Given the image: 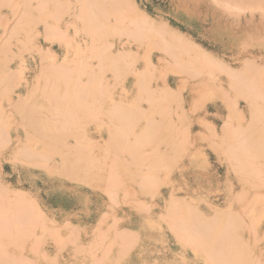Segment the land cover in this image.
<instances>
[{
	"label": "rangeland",
	"instance_id": "obj_1",
	"mask_svg": "<svg viewBox=\"0 0 264 264\" xmlns=\"http://www.w3.org/2000/svg\"><path fill=\"white\" fill-rule=\"evenodd\" d=\"M62 1L65 10L50 20L68 40L34 37L44 28V21L36 20L41 0H31L30 8L21 12L26 23L16 34L13 63L20 76L14 83L17 100H24L7 127L12 140L0 148V179L7 186L5 194L25 191L44 215L17 236H4L19 238L7 240V254L25 253L29 264H220L209 257L208 246L176 235L172 228L176 215L168 210L174 195L205 216L219 211L222 222L230 211L239 212L249 225L238 229L249 244L246 260L264 264V197L260 202L254 199L255 194H264V155H257L264 152V128H247L249 142L259 143L246 155L250 173H239L237 160L221 147L234 138L228 130L247 127L251 119L250 98L233 87L224 65L242 69L246 59L255 60L252 70L264 83V27L253 28L244 13L235 6L223 10L219 0H105L116 1L119 7L135 3L156 30L141 42L114 30L100 38L96 43L129 36L137 47V53L118 62V67L101 71L97 55L88 48L92 38L78 18L84 1ZM111 19L115 21L114 16ZM78 41L85 51L78 50ZM165 42L177 59L163 50L160 43ZM49 48L53 56L47 55ZM57 63L73 69L75 78L91 81L87 100L77 103L79 113L71 124L63 122L67 115L56 112L45 88L47 78L52 79L50 85H58L54 75H43ZM94 71L109 87L91 77ZM139 73L154 88L151 95L143 91ZM61 79V90L76 89ZM166 82L170 90L160 88ZM29 101L43 112L39 123L28 121ZM69 101L75 104L73 98ZM115 102L142 109L125 140L118 137L123 121L114 112ZM149 122L154 124L148 141L133 147L136 133ZM37 127L45 133L38 134ZM18 136L20 145L15 147ZM25 144L45 155L26 158L21 152ZM122 144L126 151H120ZM148 174L156 178V192L144 181ZM177 215L184 217L183 212Z\"/></svg>",
	"mask_w": 264,
	"mask_h": 264
},
{
	"label": "bare ground",
	"instance_id": "obj_2",
	"mask_svg": "<svg viewBox=\"0 0 264 264\" xmlns=\"http://www.w3.org/2000/svg\"><path fill=\"white\" fill-rule=\"evenodd\" d=\"M72 1V0H68ZM84 4L78 13V18L83 22V30L87 32L92 38V44L88 46L91 53L97 55L101 65V71L106 69L108 66L118 67L119 63L124 60H128L130 55L137 53L134 43L129 39L122 38L118 40L104 41L101 40L96 43L100 38L112 32L115 33L124 32L131 34L135 40H147L151 38L150 32L156 30L154 21L149 17L148 14L143 11L136 10L137 6L135 3L129 7H119V3L116 1L105 2V0H82ZM124 1V0H123ZM54 5L49 8L48 3ZM223 10H229L230 6H235L240 12L245 14V18L248 22L253 23V28H259L260 25L264 27V0H219ZM31 0H0V148L5 143H9L12 139L9 135L7 127L13 122L15 117L16 109L19 102L24 99L17 100L15 83L14 80L17 76H20V70L14 68V45L16 34L19 32L18 26L26 23L21 15V12L26 8H30ZM64 1L62 0H41V3L37 8L41 11V16L36 18L37 21H44V28L42 32L34 33V37L37 35H44L48 40L60 41L61 39L68 40L66 32L59 27V25L51 22L50 18H57V15L65 10ZM26 7V8H25ZM28 10V9H26ZM63 10V11H62ZM248 12V13H247ZM256 12L262 17H258ZM114 16L115 21L111 19ZM259 19V21L257 20ZM240 24L241 20H237ZM148 29V35L146 30ZM27 38H31V34H26ZM19 40H21L19 38ZM161 41V40H159ZM78 41V50L80 52L85 51V48L80 46ZM164 51L168 52L171 57L177 59L173 51V47L165 42L160 43ZM48 56H53L52 48L45 49ZM206 55V54H205ZM88 56V55H87ZM207 57V55L205 56ZM165 59L161 56V60ZM258 62L255 60L246 59L245 65L242 69H232L224 65V69L227 71L229 79L233 82V87L242 92L246 93L249 99V111L251 119L248 120V126H238L232 130H228L234 134V138L225 142V146L221 145L222 149L230 153L238 162L236 166L237 171L243 175L250 173L253 169L250 168V160L246 158L250 149L257 147L258 142H249L246 133L247 128L253 127L254 129L264 128V83L260 84L259 79L256 76V72L252 70L254 65ZM246 65H249L247 71H244ZM49 67V66H48ZM44 72V76L48 73L54 75V80L57 81L58 85H50V78L46 79L47 88L50 96L54 99L52 104H56L55 109L62 112L64 115L63 122L71 124L75 121L79 110L76 109L78 102H83L85 95L89 92L88 86L91 81H83L75 78L73 75V69L63 68L61 64H54L48 70ZM254 69V68H253ZM72 71V72H70ZM93 71V70H92ZM100 74V72H98ZM140 74L139 81L142 83L143 91L148 92L151 95V89L148 84V79L143 73ZM91 77L97 82L100 81V85L109 87V84H103V76L97 75L94 71L90 73ZM67 86H76V89H63L61 85L63 83L62 78ZM75 83H73V81ZM96 84V82H93ZM44 88V89H45ZM161 89L170 90L171 85L166 82ZM70 91H72L70 93ZM45 95V92H44ZM69 98H73L75 104H70ZM28 107L25 109V114L29 115L28 121L31 119L34 123H39V119H43V112L39 111L38 103L29 101ZM63 106V107H62ZM141 108L129 109L120 102H115L114 112L121 119L118 128V137L122 140L127 139L132 133L133 127L136 124L137 116L141 113ZM73 121H72V119ZM154 124V122H151ZM143 128L140 132L136 133L135 139L131 141L133 147H137L140 144L146 143L149 138V131L152 129L150 125ZM68 126H66L67 128ZM264 131V130H263ZM262 131V132H263ZM37 133L42 135L45 133L44 128L37 127ZM17 144L15 147L20 145V136L16 138ZM127 147L122 144L120 151H126ZM21 152L24 153L26 158L32 159L35 157H42L45 155L43 152L33 149L31 144H25L21 148ZM253 152V151H252ZM257 155L262 156L264 152L257 151ZM256 156V155H255ZM83 158V157H82ZM75 162L72 163L74 167ZM246 177V176H244ZM144 181L149 184L152 191L156 192L158 186L155 184L156 178L152 174L145 175ZM0 179V264H29L31 262L28 255L25 253H14L8 255L5 248V243L9 239L10 241H17L19 238H4V236L15 235L25 230L26 227L34 225L43 216V210L37 203L36 199H32L23 190H18L15 199V195L11 196L5 194V188ZM7 191V190H6ZM239 198L243 197V193L238 195ZM263 192L254 195V199L259 200L263 198ZM261 200L257 201L260 202ZM184 205V206H183ZM187 207V208H183ZM169 211H172L176 216L172 219V228L176 235L191 241L197 245H206L209 247V257L218 260L220 264H243L244 262L260 264L258 260L247 261V255L249 252V244L238 231L239 228L245 226L249 227L246 223L245 218L237 211H230L226 221L222 222L219 217V211L212 216H205L201 213L197 207L190 205L189 203L183 204V202L172 195L170 204L168 207ZM38 211L40 213H38ZM183 212V216L177 214ZM44 229V228H42ZM53 231V230H52ZM19 235V234H18ZM127 236H132V233L128 231ZM60 237V236H59ZM25 251V250H24ZM239 260V261H238ZM243 262V263H242ZM97 264V263H95Z\"/></svg>",
	"mask_w": 264,
	"mask_h": 264
}]
</instances>
